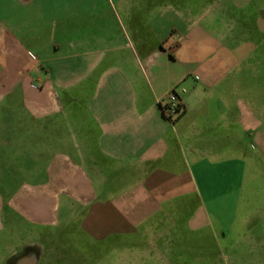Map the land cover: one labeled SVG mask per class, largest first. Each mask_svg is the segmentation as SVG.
<instances>
[{"label": "crops", "instance_id": "crops-1", "mask_svg": "<svg viewBox=\"0 0 264 264\" xmlns=\"http://www.w3.org/2000/svg\"><path fill=\"white\" fill-rule=\"evenodd\" d=\"M246 179L264 0H0V264H264Z\"/></svg>", "mask_w": 264, "mask_h": 264}, {"label": "built area", "instance_id": "built-area-1", "mask_svg": "<svg viewBox=\"0 0 264 264\" xmlns=\"http://www.w3.org/2000/svg\"><path fill=\"white\" fill-rule=\"evenodd\" d=\"M164 99L165 100L161 102L163 115L169 121H173L181 113V100L173 89L165 95Z\"/></svg>", "mask_w": 264, "mask_h": 264}, {"label": "rangeland", "instance_id": "rangeland-1", "mask_svg": "<svg viewBox=\"0 0 264 264\" xmlns=\"http://www.w3.org/2000/svg\"><path fill=\"white\" fill-rule=\"evenodd\" d=\"M247 181L249 182L248 184H249V186L251 188H253L252 186H257V187H259V189L260 188L262 189L263 193H262V195H260V197H261V199H263L262 202H264V191H263V189H264V179H258V180H253V181H252V179H250V180H247ZM254 197L256 198V196H254ZM258 198H259V196H258ZM263 205H264V203H263Z\"/></svg>", "mask_w": 264, "mask_h": 264}]
</instances>
